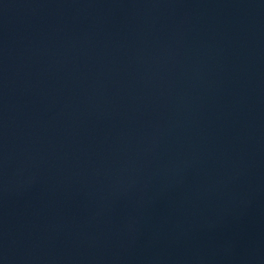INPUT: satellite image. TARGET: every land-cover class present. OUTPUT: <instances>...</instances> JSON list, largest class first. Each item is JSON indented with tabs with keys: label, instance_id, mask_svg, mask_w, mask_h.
<instances>
[{
	"label": "water",
	"instance_id": "water-1",
	"mask_svg": "<svg viewBox=\"0 0 264 264\" xmlns=\"http://www.w3.org/2000/svg\"><path fill=\"white\" fill-rule=\"evenodd\" d=\"M0 264H264V0H0Z\"/></svg>",
	"mask_w": 264,
	"mask_h": 264
}]
</instances>
